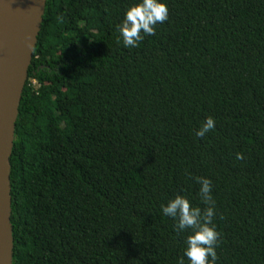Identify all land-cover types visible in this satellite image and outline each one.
<instances>
[{
	"label": "trees",
	"instance_id": "obj_1",
	"mask_svg": "<svg viewBox=\"0 0 264 264\" xmlns=\"http://www.w3.org/2000/svg\"><path fill=\"white\" fill-rule=\"evenodd\" d=\"M136 2L46 0L10 157L12 264H178L188 233L160 206L203 209L196 177L217 264H264V0H163L168 20L124 48Z\"/></svg>",
	"mask_w": 264,
	"mask_h": 264
},
{
	"label": "water",
	"instance_id": "obj_2",
	"mask_svg": "<svg viewBox=\"0 0 264 264\" xmlns=\"http://www.w3.org/2000/svg\"><path fill=\"white\" fill-rule=\"evenodd\" d=\"M46 0H0V264H12L10 157Z\"/></svg>",
	"mask_w": 264,
	"mask_h": 264
},
{
	"label": "clouds",
	"instance_id": "obj_3",
	"mask_svg": "<svg viewBox=\"0 0 264 264\" xmlns=\"http://www.w3.org/2000/svg\"><path fill=\"white\" fill-rule=\"evenodd\" d=\"M169 9L163 0H138L129 5L117 25V43L124 48H137L147 36L156 34V26L168 20ZM215 120L207 117L195 131L197 138H203L215 129ZM237 159H243L237 153ZM200 185L198 195L205 207L193 206L185 195L177 193L166 204L160 206L165 217L175 222L177 233H188L183 241V256L178 264H217L216 247L220 234L213 223L216 215L215 201L212 197V181L206 177H196Z\"/></svg>",
	"mask_w": 264,
	"mask_h": 264
}]
</instances>
